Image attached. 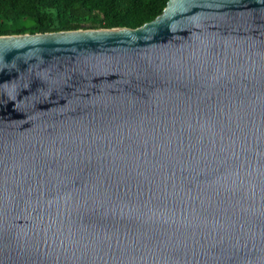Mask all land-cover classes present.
Listing matches in <instances>:
<instances>
[{
	"label": "water",
	"instance_id": "1",
	"mask_svg": "<svg viewBox=\"0 0 264 264\" xmlns=\"http://www.w3.org/2000/svg\"><path fill=\"white\" fill-rule=\"evenodd\" d=\"M0 264H264V0L0 36Z\"/></svg>",
	"mask_w": 264,
	"mask_h": 264
},
{
	"label": "trees",
	"instance_id": "2",
	"mask_svg": "<svg viewBox=\"0 0 264 264\" xmlns=\"http://www.w3.org/2000/svg\"><path fill=\"white\" fill-rule=\"evenodd\" d=\"M168 1L0 0V36L136 29L160 16Z\"/></svg>",
	"mask_w": 264,
	"mask_h": 264
}]
</instances>
